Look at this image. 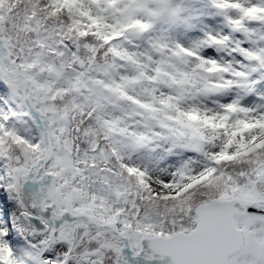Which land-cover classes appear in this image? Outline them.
Wrapping results in <instances>:
<instances>
[{
    "label": "snow or ice",
    "instance_id": "obj_1",
    "mask_svg": "<svg viewBox=\"0 0 264 264\" xmlns=\"http://www.w3.org/2000/svg\"><path fill=\"white\" fill-rule=\"evenodd\" d=\"M0 264H264V0H0Z\"/></svg>",
    "mask_w": 264,
    "mask_h": 264
}]
</instances>
